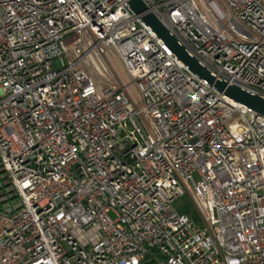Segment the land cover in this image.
<instances>
[{"label": "built area", "instance_id": "obj_1", "mask_svg": "<svg viewBox=\"0 0 264 264\" xmlns=\"http://www.w3.org/2000/svg\"><path fill=\"white\" fill-rule=\"evenodd\" d=\"M142 1L216 79L264 98V0ZM144 13L0 0V264H264V115Z\"/></svg>", "mask_w": 264, "mask_h": 264}, {"label": "water", "instance_id": "obj_2", "mask_svg": "<svg viewBox=\"0 0 264 264\" xmlns=\"http://www.w3.org/2000/svg\"><path fill=\"white\" fill-rule=\"evenodd\" d=\"M127 5L137 14L146 11V5L142 0H127ZM141 18L151 27L154 33L168 45L175 56L186 64L193 73L212 84L217 91L222 92L234 101L251 108L258 114L264 115V98L252 95L236 86L227 85L224 81L216 79L211 72L201 66L198 61L176 41L154 14L144 13Z\"/></svg>", "mask_w": 264, "mask_h": 264}, {"label": "rangeland", "instance_id": "obj_3", "mask_svg": "<svg viewBox=\"0 0 264 264\" xmlns=\"http://www.w3.org/2000/svg\"><path fill=\"white\" fill-rule=\"evenodd\" d=\"M112 65H113L115 72L118 73V75L121 77V79L125 80V77L123 76V71H122L120 65L117 64L116 62H113V60H112ZM129 91H130V94L133 97H135V91H134L133 87H130ZM174 205H175V208L179 212H183V213H186L188 215L195 214V207H194L193 201L191 200V198L188 195H184V196L178 198L175 201ZM110 216L112 218L115 217L112 213H110Z\"/></svg>", "mask_w": 264, "mask_h": 264}]
</instances>
